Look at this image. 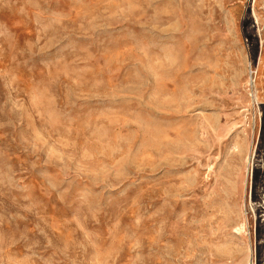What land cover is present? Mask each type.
<instances>
[{"label": "rangeland", "instance_id": "1", "mask_svg": "<svg viewBox=\"0 0 264 264\" xmlns=\"http://www.w3.org/2000/svg\"><path fill=\"white\" fill-rule=\"evenodd\" d=\"M0 264H264V0H0Z\"/></svg>", "mask_w": 264, "mask_h": 264}, {"label": "bare ground", "instance_id": "2", "mask_svg": "<svg viewBox=\"0 0 264 264\" xmlns=\"http://www.w3.org/2000/svg\"><path fill=\"white\" fill-rule=\"evenodd\" d=\"M243 225H244V224H243ZM243 225H242V226H243ZM240 226H241V225H240ZM241 230H242V228H241V229H239V228L236 229L237 232H240ZM242 231H243V230H242ZM242 233H243V232H242ZM240 234H241V233H240Z\"/></svg>", "mask_w": 264, "mask_h": 264}]
</instances>
